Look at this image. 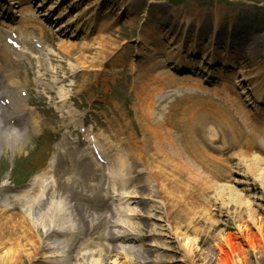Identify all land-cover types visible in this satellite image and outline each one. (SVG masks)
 <instances>
[{
	"label": "bare ground",
	"instance_id": "6f19581e",
	"mask_svg": "<svg viewBox=\"0 0 264 264\" xmlns=\"http://www.w3.org/2000/svg\"><path fill=\"white\" fill-rule=\"evenodd\" d=\"M44 2L45 0H41L36 5L35 0H1L0 21L2 25L8 28L3 31L0 29V34L6 31L15 34L16 28L6 23L4 19L12 22L16 13H20L17 14V17L22 15L24 21H32L36 24H40L39 18L47 19L49 13H40L44 8ZM48 10L51 11L52 6ZM35 13L38 15L35 16ZM59 18L60 16H57L54 19ZM262 18H264V9ZM235 19L236 12L225 8L215 7L212 13L201 11L200 14L191 9L183 19L185 23L183 26H186V33H188L186 40L189 39V42L184 44V41L178 37L174 40V45H176L174 69L179 71L184 67H191L194 70L197 69L196 72L192 71V74L198 72L195 61L185 60L182 64V53L186 46L190 53L202 52L201 54L209 60L208 64L218 63L224 59L233 63L236 56L244 58L246 57L244 55L249 51L254 54L253 61L250 60L251 64H249L244 58L246 62L240 64V70L245 75L243 80L249 82L248 90L251 92L253 101L248 106L244 105V101L241 102L246 110L244 112L240 102L232 100L228 92L230 78H226L224 73L222 74L220 71L215 72V69H210L207 71L210 73H207L205 80L209 82L210 79H221V88H214V86L211 90H208L207 87L201 88L202 79L200 78L194 81L188 80V78L182 79L186 83H191L190 87L183 86V88L189 89L190 93L182 96H186L189 101L190 99L195 100L191 102L189 107L190 113H206V106H202L198 102L200 91L211 92L215 97L221 98L223 103L230 106L234 102L236 106L234 109L238 113H263L258 110L257 104L264 105L262 102L264 101V21L258 26L251 27L236 22ZM69 24L70 22L67 21L66 24L60 25L57 31L66 35V27ZM178 25L181 27L182 22L181 24L179 22ZM25 28L38 30L36 26L24 27L22 24L20 31ZM222 30L225 33H222ZM78 32L80 30L78 26H75L69 37H76ZM22 35L23 33L19 32V56L16 58L14 55L17 53L6 45H0V92L5 97L12 98L16 104V111L12 114L16 116L13 127L5 123L2 117L3 113L0 112V158L6 157L8 150L15 151L17 156L25 154L28 140L23 135L29 132L37 134L42 130L41 121L32 114H29L26 119L20 120L21 116L27 115V106L24 100L18 96L21 91H24L22 87L25 83V80L20 82L18 79V59L25 58L31 53V50H27L24 46L27 38H21ZM94 43L98 46L102 45L99 44L101 43L99 41ZM79 45L84 46L82 50L87 46L84 43L77 46ZM68 47L73 48L74 46L68 45ZM210 49H216L217 52H209ZM39 55L42 57V53ZM89 57L90 61L86 65H91L96 60L93 53L89 54ZM236 63L232 66L229 65V67L235 68ZM154 69L151 60H147L141 66L140 71L147 73L154 71ZM202 69L199 68V70ZM163 76H159V79ZM167 80L174 81L172 78H167ZM6 85L11 88L7 89ZM217 90L220 91L215 93ZM59 95L61 99L59 111H62L68 97L65 93ZM249 100H245V102H249ZM70 110L72 109L69 108L67 113ZM260 110H264V108H260ZM12 115H9L8 120ZM167 117L171 119L173 115L170 114ZM147 118L153 123L155 122L152 116ZM183 119L181 118V120ZM198 122L202 125L203 119ZM120 133L126 139L122 146L116 144L114 140L101 139L98 134L92 133L97 151L107 161L106 167L95 161L96 159L92 156L94 149L90 148V143H88L90 147L83 150L78 144H64L62 150L63 153H68L66 155L68 167L65 170L67 176L62 173L56 177V179L59 178L63 181L61 184L52 183L45 176L41 184L38 183L42 174L51 171L49 169L53 168L51 160L47 163L44 171L39 170L23 188H18L23 189L22 191H16L17 188L14 189L16 192H20L19 195H11L13 191L8 190L5 185V181L8 182L10 177L9 175L6 176L5 181H3L5 188L0 189V232L2 230L7 231L8 234L14 232L12 235L15 237L8 236L5 240V237L0 234V264H176L177 262L196 264L198 260L200 262L205 260V257L201 258L202 255L199 253L200 239L187 235L191 231L190 222H188L187 214H185L186 207L177 199L174 182L171 179L162 182L158 171V167L164 169L166 165L172 170L174 165L172 158L177 156L183 162L180 169L184 175H181L186 176L188 183L191 182L193 168L190 166V161L193 150L188 146H182L179 151L174 145L169 144L170 150L167 151L158 142L150 143L144 137L139 139L131 136L125 126ZM184 135L189 138V135ZM111 152L115 157L111 156ZM124 152L127 153L126 156ZM83 160H89L90 163H93L98 172L102 171L99 174H103V177L104 172H107V180L100 178L95 182L92 178L87 183L83 180H76L73 164ZM135 167H144V170L152 177L153 184L151 181L149 182L147 177H143V180L139 178L136 181L134 178L138 176ZM235 168L237 175L234 181L235 185L230 187L219 186V189L215 187L214 202L219 204L220 209L232 206L235 217L237 210L238 213L244 211L250 225L243 227L241 216L235 221L239 222V225L241 224L239 227L240 235H243L242 238L248 247L254 249L256 243L263 242L264 226L260 225L256 219L252 203L247 200L246 193L249 192L250 180L252 183H259L261 189L264 190V159L256 156L242 158L239 155L235 162ZM36 171L37 168H34L33 172ZM79 182L83 183L81 187ZM35 187L37 190H34ZM128 187H132V193L121 196H116L114 193L119 189L126 190ZM138 188L139 190H137ZM78 192L80 193L79 198H83L85 201L80 203L77 201V197H73ZM110 192L115 197H110ZM161 195L163 196L161 197ZM101 198H108V200L116 198L114 203L108 204L114 207L109 209L108 214L100 213L95 208ZM149 202L152 204L149 205ZM133 207L139 208V210ZM20 209L22 212L18 213ZM205 220L208 221L207 218ZM102 225L104 226L102 236L105 243L101 242V235L98 231ZM253 228L255 232L252 231ZM198 231V229H192L195 236ZM201 232L202 230L199 231V233ZM206 232L208 233V231ZM171 236H174L178 241L184 240V243L176 247L167 240ZM222 239L226 241L224 238ZM225 243L228 252H224L221 245L216 243L214 248L218 253L226 255V257L242 253L241 245L232 244L230 241ZM97 247L100 249L98 250ZM175 249L183 252L181 260L176 259L177 252ZM159 250L160 252H157ZM153 253L155 254L153 255ZM118 256L123 257L124 260L120 261L121 258ZM151 256L152 260H150Z\"/></svg>",
	"mask_w": 264,
	"mask_h": 264
},
{
	"label": "rangeland",
	"instance_id": "374dc122",
	"mask_svg": "<svg viewBox=\"0 0 264 264\" xmlns=\"http://www.w3.org/2000/svg\"><path fill=\"white\" fill-rule=\"evenodd\" d=\"M39 1L41 0H35L36 4ZM44 4L40 13H48L49 6H52V11L47 19L39 18L40 22L46 26V30L43 27L41 28L42 31L39 29L38 31L29 30V35L41 39L46 45L48 51L45 53L49 54L48 62L42 67H39V64H43V62L37 63L39 60L37 58L28 57L25 62H22L24 65L20 69L19 78L26 80L25 87L28 83L29 88L31 87L33 91L40 90L42 82L51 83L53 79L56 80L58 84L55 85L54 91L62 90L70 97L75 109L86 111L87 114L83 120L84 127L93 126L102 138L104 135H108L112 139L119 136L122 127L117 123V120L120 117L125 119V127L132 136L138 134L139 139L144 137L151 141H155L156 138L167 151L170 150V147L168 148L166 145L171 139L169 130L174 138L171 142L177 149H181L183 145L181 135H189V138L184 136L183 139L184 146L193 150L190 161V166L193 168L191 182L188 183L186 176H182L184 173L180 167L183 162L177 156L172 158L174 163L172 170L166 165L164 169L158 167V171L162 182H167L170 179L174 182L177 199L186 207L185 214H187L191 230L187 235L200 239L199 253L202 255L201 258L205 257V260L202 262L198 260L196 264H264V237L263 242L256 243L255 248L250 249L242 238L243 235H240L239 227L241 224L243 227L250 225L244 211L238 213L237 210L235 217L232 206L220 209L219 204L214 202L215 187L219 189V186L230 187L235 185L234 181L237 177L235 162L239 155L242 158L256 156L264 159V143L261 140H264V113H236L234 102L230 106L223 103L221 99L202 93L201 98H204L203 104H205L208 113H190L191 102L178 100L173 113L175 114L174 121L180 126L177 127V130H173L171 126L173 120H169L167 125L166 120H164L174 101L173 94L176 97L178 94L183 95L190 91L183 88L182 91H179L173 85L161 92L157 90L161 86L157 84L159 76L165 75L163 77L167 76L178 80L179 77L187 74V70L184 68L178 72L175 71L171 62L175 60L176 55L175 38H181L184 44L189 42V39L186 40V32L183 31H186V26H183L185 25L183 19L191 9L196 10L198 14L201 11L212 13L215 7L232 10L236 12V22L253 27L264 21L262 18L264 0H45ZM35 15L38 14L35 13ZM57 16L60 18L55 20L54 18ZM67 21L70 24L66 27V35L59 33L57 31L59 26L66 24ZM179 22L180 24L182 22L181 27L178 25ZM15 24L19 26L23 24L24 27H39V24L32 21L23 23L21 17H16ZM75 26H78L80 32L76 37L70 38L69 35ZM27 31L28 29H24L26 35ZM85 31H87L86 34ZM222 33L225 31L222 30ZM98 41L101 42L99 43L102 44L101 46L95 45L94 42L97 43ZM82 43L87 45L84 50H82L84 46H77ZM68 45L74 47L69 48ZM95 51L96 53H94ZM211 51L217 52L216 49H210L209 52ZM184 52L182 61L194 60L196 67L203 68L202 70L198 69V71H202L201 74L204 76L207 75L208 69H216L215 72L222 69L227 77H233L236 74L235 82L232 85V99L235 102L249 99L246 97L251 95L247 89L248 83L242 81L245 76L240 72V69L225 67L229 64L232 65V61L208 64L209 60L201 54L202 52L190 53L187 46ZM91 53L96 56V60L93 64L86 65L90 61L89 54ZM244 56L251 64L250 60L254 54L248 51ZM244 58L236 56L234 60L242 62ZM147 60H151L155 69L152 72L143 73L140 71L141 66ZM45 68H50L52 72L50 73ZM24 69L28 71V76L23 73ZM37 70L41 77L35 85L32 81L36 78ZM147 90L150 93H147ZM166 91L168 98L164 100L163 96ZM241 92L245 96H241L239 99L238 95ZM84 102H91L92 107L88 108ZM41 106L42 104L31 105L32 113H42L40 116L47 121L48 113L51 110H44ZM257 106L259 109L264 108L262 104H257ZM149 112L154 119L158 118L159 120L155 119L154 123L150 121L147 118L151 116ZM188 117L194 120L193 123L190 122V128L185 124L184 119L181 120V118L189 119ZM202 119L201 125L198 121ZM51 124L53 126L60 125L59 122H51ZM198 127L202 131H199ZM48 137L49 147H57L55 152L56 164L51 171L46 174L43 173L46 179L51 180L65 172L68 167V161L65 160L68 159L66 157L68 153L63 154L60 150L61 142L56 135L48 134ZM32 147L33 145L28 141L26 149H28L29 156L40 155ZM11 159L10 154L8 156L9 162ZM86 162L84 161V163ZM5 163L6 161L0 158V181L4 179L3 170L5 166L3 165ZM76 166L77 164L74 163L73 167ZM8 168L9 166L6 170ZM142 168L139 167V169ZM78 169H85L90 172V167L85 166V164H79ZM143 175L153 184L152 177L146 170ZM250 183L249 192L246 193L247 200L252 203V209L255 211V217L259 224L264 226V190L261 189L259 183H252L251 180ZM170 190L172 191V188ZM127 191L132 193V187H129ZM77 195L75 193L73 197L76 198ZM151 204L149 202V205ZM105 207L103 205L98 209L106 212ZM240 216L241 222H243L239 225V222L235 220H238ZM103 229V225L98 229L102 243H104ZM192 229L202 230V232L199 233L198 231L195 236ZM252 231L255 232V229L253 228ZM0 234L5 237V240L8 236L15 237L12 235L14 232L8 234L7 231L2 230ZM222 238L232 244L241 245L242 253H236L232 257L218 253L214 248L216 243L221 245L224 252H228L226 241H223ZM167 240L176 247L184 243V240L178 241L174 236ZM97 249L99 250L100 247ZM175 251L177 252L176 259L181 260L183 252L178 249ZM59 252H61L60 249ZM118 258L121 257L118 256ZM152 259L151 256L150 260ZM123 260L122 257L120 261ZM176 264L182 263L177 262Z\"/></svg>",
	"mask_w": 264,
	"mask_h": 264
}]
</instances>
